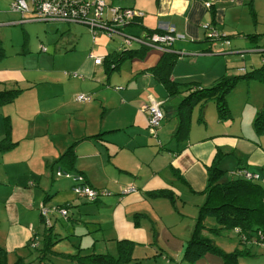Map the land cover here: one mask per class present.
<instances>
[{
    "label": "crops",
    "instance_id": "obj_1",
    "mask_svg": "<svg viewBox=\"0 0 264 264\" xmlns=\"http://www.w3.org/2000/svg\"><path fill=\"white\" fill-rule=\"evenodd\" d=\"M103 1L109 6L132 9L143 14L142 17L136 18L129 26L124 28V32L126 33L143 36L156 31L166 32L167 29L173 28L174 34L178 39L173 42L171 53L178 55V58L171 67L165 81L175 84L194 83V85L203 88L210 87L222 76H232V73L236 71L234 65H237V62L230 59V56L237 54L230 53V51L236 52L241 50L238 44L232 46L229 43L227 46L225 44L222 45L220 41L217 43L207 42L205 40L207 32L203 26L212 25L210 26L212 28L214 26L219 35L224 37L226 29H230V25L237 21L239 22L240 18L244 20L247 13L251 16L253 7L257 8V2H259V0ZM6 3L10 6L12 0H0V27L39 22L23 23L20 14L12 12L10 8L9 11L2 10V5L6 6ZM205 3H209L210 7L206 8ZM245 8L249 9H247L248 12L244 11ZM25 17L30 16L26 14ZM58 22L60 21H44L43 23L60 24ZM71 24L73 26L75 24L79 26L85 25L80 23ZM55 29L58 30L57 28ZM255 34L263 35L262 33ZM0 37H2L1 34ZM83 37L87 38V43L90 42L89 52H96V56L98 55L100 58H112L121 52L120 46L119 48H111L108 42L105 43L103 41L104 38L95 40L96 36L94 35L93 38L92 33L90 36L88 31L86 34H82L79 39L72 38L70 41L66 40V47L64 48H62L63 44L60 47L57 45L59 41L53 40V51H57L58 53L62 51L64 53H74ZM31 38L26 31L23 32V44L22 46L13 44L12 47L15 48L16 52L10 60L7 58L0 40L4 51V58L0 59V92L18 91L11 102H8L9 96L3 97V100L0 102L2 109L6 108L3 107L4 105L13 104L19 98H22V100L35 98L34 100L39 101L37 99L38 94L35 95V92L38 93L37 89L42 88L44 85L58 88L60 91H57L56 95L62 96L64 102L67 90L71 91V97L79 94H90L91 91L96 89L95 83L99 81L95 74L97 67L102 68L104 74L109 76L114 71H120L119 68L126 64V61L129 66L127 73L122 74L120 71L119 77L113 79V83L125 87L119 91L116 90L119 92L118 99L120 106L118 114H120V122L122 124L120 122H117V125L115 123L108 125L107 122L100 123L98 128L92 127L90 132L85 130L82 136H80V138H84L85 142H90L94 145L93 155H85L83 157L98 155V159L103 162L104 155L107 163L120 174L119 177L121 178H115L114 181L103 180L105 186L111 191H109L110 195L117 197L104 202L100 197L99 201L88 202L83 198H75L73 196V198L65 200L62 205L57 206L67 208V217L63 218V224L68 231H70L71 226L72 231L68 235L79 234L78 236L82 237L92 234L93 231L90 232L88 230L76 234L77 232L74 228L78 227L79 230V227L82 228L84 224L91 225V227L95 226L94 229L96 231L105 230L109 225L102 224L99 221H94L93 223V220H96L97 216L105 212H115L117 208H120L113 214L114 223H112V227L116 228L117 214H120L127 221L129 213L133 212V209H130V207L147 198L155 199V197L150 196L152 193H169L174 200H182L184 204L188 196H194L196 199L193 207L198 209L205 200V189L207 186L206 167L210 166L215 160H217L219 168L224 172L229 169V171L234 172L237 168L241 167L250 173L257 174L259 176L258 182L264 186V134L258 135L253 128V124L251 126H243L239 123L235 125L232 122L234 119L232 117L233 107L235 105L238 107L239 104L237 101L233 103L235 97L232 96V93L227 98L230 111L229 120L220 122L213 104H207L200 119L201 109L196 105L190 112V127L187 139L183 143H175L171 137L177 127L175 117L176 106L185 94L169 96L167 86L159 78L152 75V70L160 62L162 56H164L163 54H165L163 51L132 45L130 50L138 51L137 54L129 60H123L118 64L116 70L110 71L107 70V65L104 63L100 66L94 65L93 57H90L89 53L87 56L75 57V61L67 66H62V69H68L72 73L70 74L72 75L70 79L61 81L57 78H52L51 81L42 80V82H37L42 78L44 72H47L48 75L55 74L57 68L45 67L47 63H51L48 57L43 55L34 56L33 50L36 49V41H34V44ZM229 38L240 39V37ZM100 42L99 47H96ZM254 45L250 46L249 49L251 51L260 49L254 48ZM256 45L260 44L257 42ZM224 46L232 49L225 51ZM258 47L264 48V44L262 43ZM42 48L45 50V47L41 45L39 53L44 52ZM40 65H43V68ZM261 66L262 64L251 70L258 69ZM247 67L244 66L245 71H251ZM244 83H247V85L251 84V82ZM48 93L51 98L55 97L54 92ZM154 101L160 102L163 108H167L168 106L169 112L163 113L161 111L162 117L167 119L166 125L161 126L160 124L155 139H152L147 131L148 113L146 108ZM256 104L258 102L255 103V106H252V109L250 107L246 109V114L250 112L247 119L250 117L251 119H255L254 117H256L257 112L262 106V104H258V106ZM4 118H7L5 119L6 121H13L11 115H5ZM86 126L88 127V125ZM251 132H253V135H251ZM14 134L15 132H11L7 141L2 139L7 144L5 152L14 151L18 148L21 137L13 140ZM99 134L102 135L100 138L91 139V137ZM80 138H75L76 140H74L73 145L79 142ZM68 143L70 142H66V144ZM109 146L113 150L109 149ZM68 150L72 151V148L69 147ZM74 156L76 159V153H74ZM156 158H165L163 167L160 169L155 166L153 168L148 166L149 168L147 169L148 162L150 160L154 162ZM51 159V163H53L55 158ZM68 161L66 163V161L62 160V166H57V169L72 175H82L86 184L98 190L102 180H98L96 175L90 172H83V170L87 171L84 168H81L80 171L76 170L75 161L70 164ZM51 169L53 168L51 167ZM146 171H148V174H146ZM67 180L70 181L69 184L72 189V180ZM34 183L29 182L26 185L22 183L12 184L9 177L4 182H0V224L2 223L4 227L3 236L0 238L2 241L0 247L5 250L7 256L9 254H16L20 249L29 250L26 245L33 239L37 240L40 238L41 232L39 231L42 228L39 217L40 212L38 223H36L34 218L35 212L40 205L41 196L36 188H34ZM40 183L41 181L39 185ZM53 186L55 185L52 183L50 187L53 188ZM63 186L65 187L64 184ZM56 187L57 189L54 191L45 192L43 205L46 201L51 200L55 194L59 195L63 191H66L60 185ZM130 187L134 188L135 192L124 193ZM61 189L63 190L61 191ZM70 196L72 197V195ZM156 199L164 200V198ZM79 202L82 204L79 205ZM37 225L38 227H36ZM118 236L120 240L128 241L127 239H129V235L127 234L119 233ZM252 254L253 256L257 255ZM205 259L200 264H204Z\"/></svg>",
    "mask_w": 264,
    "mask_h": 264
},
{
    "label": "rangeland",
    "instance_id": "obj_2",
    "mask_svg": "<svg viewBox=\"0 0 264 264\" xmlns=\"http://www.w3.org/2000/svg\"><path fill=\"white\" fill-rule=\"evenodd\" d=\"M86 1L92 2L93 0ZM2 7V10L9 11V4L6 3V6L2 5ZM247 9L248 8H245L244 11L248 12L249 9ZM252 10L254 15L251 14V16H249L247 13L244 20L240 18L239 22L237 21L230 25V29H226V33H224V36L228 38L240 37L241 39H228V42L231 43L232 46L235 44L239 45L241 49L239 51H230L232 48L224 46L225 51L237 54L235 56H230V59L237 62V65H234L236 71L232 73L233 75L242 74L245 71L244 66H248V70L260 66L262 64V59H264V48L261 47L260 49L251 51L249 48L254 45V43L247 38L252 34L262 33L263 35L257 37V42L260 45L262 43L264 44V0H259V2H257V8L253 7ZM104 16L105 14H103V17ZM58 23L60 24L33 22L23 25L17 24L10 27H0V34L2 35L0 40L9 60L12 59L11 57H13V54L15 55L16 52L15 48L12 47L13 44L22 46L23 32L26 31L32 37L31 39L34 44V41H36V49L33 50L35 53L34 56L43 55L48 57L51 63H47L45 67L57 68L55 74L48 75L47 72H44L42 78L38 77L40 79L37 82H42V80L51 81L52 78H57L61 81L70 79V77H72L70 74L72 73H70L68 69H62V66H67L75 61V57H80L82 55L87 56L90 53V42L87 43V38L85 37L78 43V48L74 53H64L63 51L61 53L57 51L54 52L52 46L53 40L59 41L57 45L60 47L63 44L62 48H64L66 47V40L70 41L72 38L79 39V37L82 36V34H86L87 31L91 36L89 28L85 25L79 26L75 24L73 26V24H67V22ZM95 36V40L104 38L103 41L105 43L108 42L111 48H119V41L108 39L102 31L97 30ZM77 39H75V41H77ZM217 42L219 41L213 43ZM220 42L222 45L225 44L224 41ZM99 44H101V42L98 43L96 47H99ZM41 45L45 47V51L39 53L38 51ZM96 54L97 53L93 51L90 53V57H98ZM40 66L43 68V65ZM119 69L122 74L125 72L127 73L129 71L127 61L126 64ZM120 71H114L107 76V74H104L102 68L97 67L95 74L99 81L95 83L96 89L91 91L90 94H84L91 97L89 102H78L76 100L78 95L71 97L70 90H67L64 102L62 96L56 95V92L60 91L58 88L44 85L42 88L37 89L38 93L35 92V95L38 94L37 99H39V101L34 100L35 98L26 100L19 98L13 104L4 105L3 107H6L4 109L0 106V141L2 139L7 141L11 132H15L14 136L16 138L14 137L13 140L17 139V137H21V142L16 150L5 152L0 148V182H4L7 177L11 179L12 184L22 183L26 185L29 182L32 184L36 182L34 183V188H36L37 192L40 194L41 199L39 201L40 205L35 212L34 219L36 223H38L39 212L46 211V220L52 224V239L56 241L52 249L55 255H52L49 262L46 260L45 264H72L65 256L73 255L110 254L115 257L118 254L117 243L120 240L118 236L119 233L129 235V239L127 240L132 243L131 258L137 259L140 264H187L181 261L186 245L185 242L190 237V233L195 225L194 221L198 216L199 207L203 204L201 203L198 209H195V207H193L196 199L194 196H188L187 199H185V204L182 200L176 199L173 205L170 200L167 199L147 198L130 207V209H133V212L129 213L130 215L127 221L124 220L120 214H117L116 228L112 227V223H114L113 214L120 208H117L115 212H105L97 216L96 220H93V223L94 221H99L109 226H107L105 230L99 231L94 229L95 226L91 227V225L86 224H84L82 228L79 227V230L78 227L74 228L77 232L76 234L81 231H93L92 234L82 237H79V234L68 235V233L72 231L71 226L70 231H68L63 224L64 221L63 218H61L62 216L58 217L57 214L53 213L54 208L62 205L65 200H69V198H73V196L78 198L71 192L70 181L65 178L64 174H58L57 172V166H62L61 156L66 153L69 147L72 148L71 156H73L74 153L77 155V158L74 159L76 170L80 171L81 168H84L87 171L83 170V172H90L96 175L98 180H102L98 188L102 194V201L104 202L117 197L110 195L111 191L105 186L103 180L114 181L115 178H121L119 177L120 174L107 163L104 155L103 162L98 159V155L83 157L85 155H93L94 145L90 142H85L84 138H80V136H82L85 130L90 132L92 127L98 128L100 123L107 122L108 125L112 123L117 125V122H120V114H118L120 106L118 99L119 92L116 90L117 88L124 89L125 87L113 83V79L119 77L118 74ZM48 92H54L55 97L51 98ZM231 93L232 96L235 97L233 103L234 101L239 103L238 107L237 105L233 107L232 117L234 119L232 122H234L235 125L239 123L243 126H251L254 119H251V117L247 119L250 112L246 114L245 111L249 109V107L252 109V106H255L257 102L260 105L262 104L264 101V83L251 82L250 85H247V83L241 82L235 86ZM258 104L256 105L258 106ZM161 111H163V113L169 112L168 106L167 108L161 107ZM5 115H11L13 121H6L5 119L7 118H4ZM166 121L167 119L162 117L160 121L161 126H165ZM120 124H122V122H120ZM86 125H88V127ZM252 133L253 132H251V135H253ZM73 136L74 138H72ZM75 138L80 139L78 140L79 142L73 145L74 140H76ZM92 138L94 137H91V139ZM151 138L155 139L153 136ZM5 141L2 140L0 145L4 146L6 144ZM66 142L70 143L66 144ZM109 149L113 150L111 146H109ZM51 158H55L53 163H51ZM164 159L165 158H156L154 162L150 160L146 168L148 169V166H151L150 168L155 166L161 169L165 163ZM51 167L53 169H51ZM229 170L222 174V182H227L234 178V172ZM146 174H148V171H146ZM40 181L41 183L39 185ZM52 183L55 185L53 188L50 187ZM57 185H60L66 191H63L59 195L55 194L51 200L46 201L43 205L45 192L56 190ZM63 189H61V191ZM125 192L126 190L124 193ZM70 195H72V197ZM110 203H112V201H110ZM81 204L82 203L79 202V205ZM191 218H193V220H191ZM208 225L214 226V222L210 219L208 220ZM36 227H38V225ZM3 230L4 227L1 223L0 238L3 236ZM39 232L42 233V228ZM1 243L2 241L0 240V244ZM214 244L224 253H231L236 248H241L236 247L235 234L232 231L215 237ZM249 249L252 253L257 255L240 258L239 264H264V249L256 244L249 245ZM17 253L6 255V264H13L17 257L24 258L25 262L29 264H38L35 261L33 262L37 257L36 252H31L28 249H20ZM205 258L204 264H220L218 257L215 255H208Z\"/></svg>",
    "mask_w": 264,
    "mask_h": 264
},
{
    "label": "trees",
    "instance_id": "obj_3",
    "mask_svg": "<svg viewBox=\"0 0 264 264\" xmlns=\"http://www.w3.org/2000/svg\"><path fill=\"white\" fill-rule=\"evenodd\" d=\"M251 13L254 15L252 11ZM258 36L252 34L249 37H245L255 44L254 48H261L256 45ZM227 38L225 36L220 37L218 41L228 42ZM205 40L209 43L214 42L207 36ZM137 52L129 49L121 51L112 58H101V65L103 63L106 64L108 71L116 70L119 63L133 58ZM163 55L160 62L152 70V75L159 78L167 86L169 96L185 94L176 106L177 127L171 137L175 143H183L187 139L190 127V112L193 107L196 105L200 107L201 119L207 104H213L218 120L225 122L230 119L227 98L235 86L241 82L264 83V62L258 69L244 71L239 75L222 76L210 87L203 88L194 85V83L175 84L169 81L166 82L165 80H167L170 69L177 60L178 55L172 54L171 51ZM2 58H4V51L0 44V59ZM16 92L18 91L0 92V102L4 96H9L8 102H11ZM253 128L258 135L264 134V102L253 121ZM101 136L99 134L93 137L100 138ZM149 136L152 137L151 135ZM6 146L7 144L4 146L0 145V148L5 150ZM71 153V150H68L61 156V160L66 161V163L70 160L68 161L69 164L74 162L75 156H71ZM241 169L244 168H237L234 173ZM223 173L224 171L219 168L217 160L206 167L207 186L205 189V200L199 207L193 231L186 241L181 258L182 263L200 264L206 256L215 255L218 257L220 264H239L240 258L253 256L249 245L256 244L264 249V186L258 180H248L235 175L229 181L222 182L221 176ZM97 191L99 196L96 201H99L101 192L100 190ZM150 196L170 200L172 205L174 203L172 195L166 192L152 193ZM78 198L81 197L78 196ZM60 209L65 212L62 218L67 217L66 207H56L53 213L61 216L58 212ZM39 217L43 229L42 234L37 240L33 239L29 242L26 247L29 248V251H34L37 254L33 262L45 264L46 260L49 262L52 255H55L52 249L56 241L52 239V224L46 220L45 215H42L41 211ZM210 219L214 222V226L208 225V220ZM228 231H232L235 234L236 247L243 249L236 248L231 253H224L215 246L214 238ZM131 244V242L126 240L118 241V254L115 257L110 254H89L84 256H65V258L72 264H140L137 259L131 258ZM6 263V252L0 247V264ZM13 264L29 263L25 262L24 258L18 257Z\"/></svg>",
    "mask_w": 264,
    "mask_h": 264
},
{
    "label": "built area",
    "instance_id": "obj_4",
    "mask_svg": "<svg viewBox=\"0 0 264 264\" xmlns=\"http://www.w3.org/2000/svg\"><path fill=\"white\" fill-rule=\"evenodd\" d=\"M209 7V4H205ZM10 10L21 15V21H60L67 23H80L88 26L92 36L96 35L97 30L102 31L110 40H118L121 51L131 49L132 45H139L145 49H157L168 53L171 51V45L178 39L174 34V29L169 28L166 32H152L143 36H136L124 32V28L129 26L136 18L143 16L141 12L127 8H118L109 6L103 0H12ZM30 17H25V15ZM103 14L105 16L103 17ZM207 32V37L214 41L220 39L219 33L210 27L203 26ZM205 32V33H206ZM225 42V41H224ZM229 45V42H225ZM43 49V48H42ZM43 51H45L43 49ZM93 63L100 66L102 59L93 57ZM264 62V59L262 60ZM121 90L117 88V91ZM78 102H89V95H78ZM148 113L147 131L149 135L155 137L162 119L161 103L152 102L146 108ZM58 174H64L66 179L72 180V192L88 202H95L98 199V191L90 187L84 182V178L79 175L57 170ZM233 175L248 180H258L259 176L248 172L246 169L237 170ZM134 192L133 188H129L126 193ZM102 195V194H101ZM61 216L65 215L64 210H58ZM46 216V211H41Z\"/></svg>",
    "mask_w": 264,
    "mask_h": 264
},
{
    "label": "bare ground",
    "instance_id": "obj_5",
    "mask_svg": "<svg viewBox=\"0 0 264 264\" xmlns=\"http://www.w3.org/2000/svg\"><path fill=\"white\" fill-rule=\"evenodd\" d=\"M205 4H209V3H205ZM206 7V6H205ZM209 7H210V4H209ZM209 7H206V8H209Z\"/></svg>",
    "mask_w": 264,
    "mask_h": 264
}]
</instances>
